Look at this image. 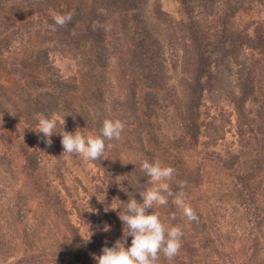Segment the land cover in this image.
Returning <instances> with one entry per match:
<instances>
[{
	"label": "rangeland",
	"instance_id": "374dc122",
	"mask_svg": "<svg viewBox=\"0 0 264 264\" xmlns=\"http://www.w3.org/2000/svg\"><path fill=\"white\" fill-rule=\"evenodd\" d=\"M26 1L28 6L21 7L26 13L23 16L26 22L22 26H28L29 31L25 36L27 45L22 48L24 51L27 46L33 47L39 62L46 66L37 67L32 59L21 56L23 53L20 51L9 53L5 47L9 30L4 25L11 11L0 4V97L9 100L13 107L30 111L35 116L43 113L50 118L56 113L64 117V131L77 130L85 136L99 134L105 119H121L113 99L123 95L132 80L119 69L116 59H109L107 68H103L98 61L102 49L94 41L90 30L98 28L102 19L106 18L108 11H104L102 5L106 0ZM3 2L0 0V3ZM156 2L149 0L146 6L138 2L137 12L127 10L128 36L123 40L130 36L149 56L144 59V67L137 70L135 81L145 144L156 161L176 170L168 181L172 191H183L185 203L192 207L196 215H200L199 224L189 221L171 197L166 206H153L166 225H180L183 230L178 254L172 259L163 254L157 264H246L240 259L244 246L236 240H242L246 231L256 235L260 229L248 221L246 196L236 184V175L254 169L259 171L249 186L256 204L264 207V135H258L257 139L250 137L247 139L249 144L244 146L238 138L231 104V95L236 90V67L226 45L218 50L208 49L205 53L198 120L204 125L211 117L216 119L214 122L222 124L225 130L223 139L210 145L206 144L209 139L201 137L197 144H191L189 137L183 138L184 134L174 120L173 109L167 106V102L148 106L145 101L148 92H152L154 97L157 94L159 99H163L166 93V87L152 86L149 82L154 75L169 82L168 89L172 95V87L176 86L179 77L178 70L173 66L162 19L167 16L169 19L186 18L181 0H160L162 18L158 20L153 11L157 7ZM68 12L74 13L71 22L64 27L55 26L54 15ZM251 21L262 22L264 26V8H256L254 12L242 14L237 19L240 25ZM49 26H55L56 30ZM76 45L79 53L75 50ZM20 73H24L25 77L21 78ZM145 77L149 79L146 83ZM58 78L73 79L71 82L76 83L79 89L75 93L64 94L55 86ZM53 91L59 94L60 100L55 98ZM64 99L66 102L62 103ZM148 107L154 110L151 116L147 114L150 111ZM248 109L253 115L257 114L256 104L248 103ZM34 122L38 125L36 118ZM61 131L62 125L58 121L50 138L52 151L42 158L40 156L37 170L28 167L22 171L24 173H19L26 162L19 147L23 140H15L0 118V159L7 157L11 166L15 167L14 173H10L6 164L0 162V225L5 218H15L20 207H24L26 212L30 209L31 213H27L28 233L40 244L36 251L38 255L41 251L51 255L66 253V245L70 246L72 242L68 224L76 228L81 237L89 238V232L98 237L104 232L105 225L115 226L120 215L117 193L107 185V171L96 167L94 160L77 153L63 152ZM130 133L131 127L125 125L119 140L105 142L106 145L111 143L112 147L106 146L102 155L120 187L126 186L131 167L139 161L130 144ZM228 160H235L234 168L225 166ZM183 171H191L190 175H194L195 179L185 182L181 188L178 175ZM88 206L95 213L88 212ZM148 212L150 214L151 209ZM171 214L175 215V219H169ZM201 225L208 231L204 234L206 238L202 236ZM15 228L14 224L6 223L5 235L8 239L16 237ZM16 239L0 240V264H59L48 261V257L47 260L31 258L30 262L18 263L23 254ZM200 241H209L207 249L203 250ZM186 243L190 244L189 248L184 246ZM130 246L131 238L126 237L125 247ZM100 255L102 252H96L94 257ZM81 264H97V261L94 258L82 260Z\"/></svg>",
	"mask_w": 264,
	"mask_h": 264
},
{
	"label": "trees",
	"instance_id": "16d2710c",
	"mask_svg": "<svg viewBox=\"0 0 264 264\" xmlns=\"http://www.w3.org/2000/svg\"><path fill=\"white\" fill-rule=\"evenodd\" d=\"M4 1L0 4L11 11L8 22L4 25L5 29L9 30L5 47L10 54L20 51L23 53L21 56L24 55V57L32 59L33 64H38L37 67L46 66L45 63L41 64L39 62L37 55L32 50L33 47L31 49L27 46L28 49L25 48L24 51L22 48V46L27 45L25 36L28 34L29 29L28 26H22L26 22L23 17L26 13L21 7L28 6L27 1ZM49 1L39 0L41 3H49ZM181 1L184 4L186 18L169 19L170 17L167 16L166 19H162L161 23L165 27V33L168 37L167 41H169L168 44L172 52L173 66L179 74L176 86L172 87L174 93L172 95L168 89L170 87L169 82L164 81L159 75H154L155 80L149 82L152 86L166 87V93L163 99H159L157 94L154 97L152 92H148L145 101L148 106L158 105L163 101L167 102V106L173 109L174 120L182 130L183 138L189 137L191 144H197L199 138L206 137V139H209L206 144L215 145L224 138L225 130L223 125L216 124L214 122L216 119L212 117L204 125L198 123L200 99L203 90L201 81L205 73L204 61L207 50H218L226 45L230 58L236 67V90L231 95L236 133L242 145H247L250 137L257 139L258 135H264V26L262 22L254 21L240 25L237 19L242 14L254 12L256 8H264V0ZM138 2L140 4L144 3L145 6L149 4V0H135L133 2L132 0H106L105 3H102V5L104 4L103 10L108 11L106 18L102 19L98 28H94L93 31L90 30L94 34V41L102 49V54L98 57L101 66L107 68L108 60L116 59L119 69L132 79L129 88L120 96L121 98L116 97L113 100L114 104L118 105L117 111L121 113L120 120L127 127H131L130 144L137 152L139 161L131 167L127 175L126 186L121 187L117 186V179L111 175L112 170L103 156L93 161L96 167L107 171V185L113 187L114 192L117 193L120 215L126 212L127 201L135 198L138 202H141L140 191L151 186L149 183L150 178L141 170V162L144 159H148L149 162L156 161L144 141V126L138 109L137 83L135 82L137 70L144 67V59L149 56L147 51L141 49L130 36L127 40H123L128 36L129 19L126 15L127 10L135 11V9H138ZM159 2L160 0H157V7H154L153 10L154 16L158 20L159 17L162 18V7ZM162 14L164 15V13ZM47 20L50 22V18H47ZM77 47L76 45L75 50L79 53ZM15 67L18 69L17 64H15ZM20 75L21 78L25 77L24 73H20ZM72 80L58 78L55 81V86L62 89L61 92H64V94L75 93L79 88L76 83L71 82ZM144 80L146 83L149 79L145 77ZM52 94L56 95L57 100H60L59 94L57 95L55 91ZM64 102H66V99L62 100V103ZM251 102L257 105L256 115H253V112L248 109V103ZM147 114L151 116L154 114V110L150 108ZM0 118L3 124L10 129L15 140L23 137V142L19 144V147L26 162L20 172L19 169H17V172L24 173L22 171H26L28 167L37 170L40 159L52 151V145L46 144L43 134L36 132L37 124L34 122L36 116L30 111L13 107L9 100L0 97ZM201 128H204V130L201 131ZM228 161L229 163H225V166L228 169L234 168L235 160ZM0 162H4L10 173H14L15 167L11 166V161L7 157L3 156ZM258 172L257 169H254L249 173L236 175V184L241 187V191L246 196L244 201L248 221L252 226L258 225L260 229L257 234L255 233L256 235L246 231L242 240L241 238L236 240L240 243V246H244L240 259L246 264H264V207L256 204L257 202L252 198L253 192L249 186V183L257 178ZM190 173L191 171H183L178 177L183 182H191L195 177ZM26 209L28 208L26 207ZM27 213H31V210L28 209L26 212L24 207H20L15 218H5L0 225V240L15 241L17 238V243L23 254L21 260L17 261L18 263L30 262L32 259L47 260L48 257L50 258L48 261L59 264H81L82 260H92L96 252H102L103 247H112L117 240L125 239L124 236L127 235V226L123 225L119 217L115 226L110 224V230L104 231L98 237L94 235L90 238L81 237L77 229L68 224L67 227L70 229L72 242L70 246L66 245V253L51 255L46 251H41L38 255L36 251L40 244L28 233L30 231ZM197 217L198 219L194 222L199 224L200 215H197ZM6 223L8 225L14 224L17 232L16 237L12 239L6 237ZM201 228L202 236L206 238L205 235L208 231L204 226ZM201 242L203 250L207 249L206 246H208L209 241ZM184 246L189 248L190 244L186 243ZM162 255L163 252L159 254V258ZM36 256L39 257L35 258Z\"/></svg>",
	"mask_w": 264,
	"mask_h": 264
},
{
	"label": "clouds",
	"instance_id": "9594fccd",
	"mask_svg": "<svg viewBox=\"0 0 264 264\" xmlns=\"http://www.w3.org/2000/svg\"><path fill=\"white\" fill-rule=\"evenodd\" d=\"M73 15V12L55 14V26H66L71 22ZM55 26L49 27L55 31ZM36 119L38 120L36 132L43 134L46 144L51 145L50 138L59 121L62 125L59 135L63 152L77 153L89 160L99 159L104 154L106 146L112 147L111 143L106 145L105 142L119 140L125 127L119 119H105L99 134L90 133L85 136L77 130L75 132L64 131V117L61 118L56 113H53L50 118L43 113H37ZM140 167L150 178L149 183L152 186L140 191L141 202L132 198L127 201L126 212L123 215H118L123 225L127 226V235L124 237H131V246L126 248L125 239H120L112 247H103L102 255L94 257L97 264H157L161 252L168 259L174 258L182 246V227L166 225L162 221L160 213L153 210L154 205L166 206L170 197L172 202L183 210V214L189 221L198 219L192 207L185 203V193L183 191L173 192L168 183L176 171L172 166L163 165L160 161L149 162L148 159H144ZM184 185L185 182L181 181L180 187L183 188ZM102 195L104 200V194ZM149 209H151L150 214ZM88 212L95 213V210L88 206ZM169 219H175V215L171 214ZM103 230L107 232L110 228L105 225ZM89 234L90 238L93 233L89 232Z\"/></svg>",
	"mask_w": 264,
	"mask_h": 264
}]
</instances>
